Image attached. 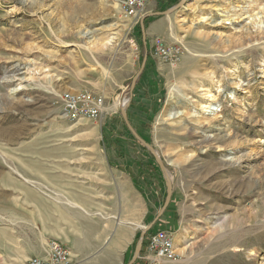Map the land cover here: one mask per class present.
Instances as JSON below:
<instances>
[{"label":"rangeland","instance_id":"obj_1","mask_svg":"<svg viewBox=\"0 0 264 264\" xmlns=\"http://www.w3.org/2000/svg\"><path fill=\"white\" fill-rule=\"evenodd\" d=\"M120 1L0 0V248L26 200L80 173L114 227L129 187L143 196L133 254L170 187L132 264H153L158 231L178 255L160 264H264V0H148L138 19ZM78 91L104 98L97 119L67 116Z\"/></svg>","mask_w":264,"mask_h":264},{"label":"crops","instance_id":"obj_2","mask_svg":"<svg viewBox=\"0 0 264 264\" xmlns=\"http://www.w3.org/2000/svg\"><path fill=\"white\" fill-rule=\"evenodd\" d=\"M154 28L152 25V33ZM54 178L46 177L45 181L38 183L50 185L54 183ZM69 178L68 185L65 183L60 188L62 194L58 188L43 186L38 189L40 192L36 193V198L25 201L31 209L30 214L15 218V231L20 229L22 233L14 235V242L8 234L0 248V258L4 264H23L28 257L45 256L47 243L51 239L64 243L78 264H123L131 257L132 243L138 230L136 226L139 225L137 215L139 213L144 218L149 211L143 196L133 185L129 187V198L126 195L123 198L129 200L127 203L124 201L123 205L124 213L129 212L128 217L121 218L120 225L114 227L115 220L111 215L88 214V207L97 208L99 202L95 200L87 204V179L80 173ZM97 185L99 183H94V190ZM51 189L59 193L46 192ZM132 197L134 203L130 201Z\"/></svg>","mask_w":264,"mask_h":264},{"label":"built area","instance_id":"obj_3","mask_svg":"<svg viewBox=\"0 0 264 264\" xmlns=\"http://www.w3.org/2000/svg\"><path fill=\"white\" fill-rule=\"evenodd\" d=\"M148 0H121V8L125 13L138 19L143 15V9ZM153 56L159 59L174 61L178 50L167 47L159 36L151 39ZM104 98L87 91L68 93L64 98V110L68 117L85 116L97 119L103 112ZM146 251L151 254L153 264L176 260L178 255L174 248L173 233L158 231L147 240ZM23 264H72L70 249L58 239H51L47 244L46 255L28 257Z\"/></svg>","mask_w":264,"mask_h":264},{"label":"water","instance_id":"obj_4","mask_svg":"<svg viewBox=\"0 0 264 264\" xmlns=\"http://www.w3.org/2000/svg\"><path fill=\"white\" fill-rule=\"evenodd\" d=\"M154 14H161V13H154ZM146 16H152L151 14H147V15H144L143 17H142V19H141V28H142V31H144V27H143V24H142V21L144 20V18L146 17ZM144 64H145V59H144V62H143V64H142V66H141V68H140V71H139V73L142 71V69L144 68ZM125 105H124V107H123V109H122V116H123V118H124V120L126 121V113H125ZM142 143H145L142 139H140V138H138ZM149 149H150V151L154 154V152H153V149L151 148V147H148ZM155 155V154H154ZM155 157H156V159H158L157 158V156L155 155ZM170 196H171V190H170V187L169 186H167V196H166V199H165V202H164V205H163V207H162V209L160 210V212H159V214L157 215V217H156V219L161 215V213L165 210V208H166V206H167V204H168V202H169V200H170ZM155 219V220H156ZM154 220V221H155ZM154 221L151 223V224H149V225H147L146 227H144V231L141 233V235H140V239H139V242L137 243V245H136V248H135V251H134V254H133V258H132V260L130 261V262H128L127 264H132L133 262H134V260H135V258L137 257V255H138V252H139V250H140V247H141V241L143 240V237H144V234H145V232L152 226V224L154 223Z\"/></svg>","mask_w":264,"mask_h":264},{"label":"trees","instance_id":"obj_5","mask_svg":"<svg viewBox=\"0 0 264 264\" xmlns=\"http://www.w3.org/2000/svg\"><path fill=\"white\" fill-rule=\"evenodd\" d=\"M152 16H146L144 20L142 21L143 27L146 28L148 24L151 22ZM142 29V28H141ZM137 235H135L136 237ZM147 244V242H143L142 247H144Z\"/></svg>","mask_w":264,"mask_h":264}]
</instances>
